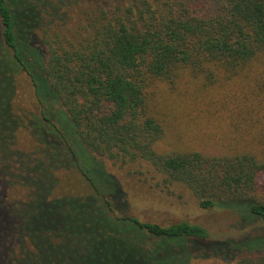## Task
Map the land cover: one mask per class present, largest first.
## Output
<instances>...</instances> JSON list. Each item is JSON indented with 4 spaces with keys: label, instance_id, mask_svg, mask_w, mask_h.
I'll return each instance as SVG.
<instances>
[{
    "label": "trees",
    "instance_id": "1",
    "mask_svg": "<svg viewBox=\"0 0 264 264\" xmlns=\"http://www.w3.org/2000/svg\"><path fill=\"white\" fill-rule=\"evenodd\" d=\"M180 188L264 221V0H0V264H264Z\"/></svg>",
    "mask_w": 264,
    "mask_h": 264
},
{
    "label": "rangeland",
    "instance_id": "2",
    "mask_svg": "<svg viewBox=\"0 0 264 264\" xmlns=\"http://www.w3.org/2000/svg\"><path fill=\"white\" fill-rule=\"evenodd\" d=\"M177 109V118H181V122H183L185 126L193 124L189 122V118L195 114V111L191 107L181 105ZM65 182L68 185L73 184V182L70 181ZM143 193L147 194L146 191ZM177 193L180 194L181 197L172 195L166 198L164 202L161 203L162 205L159 203L160 199L158 197L149 196L158 203L155 209H150V211H153V216L161 221H178L183 218H188L193 221L201 222L210 230L211 239L217 241H228L231 239L241 240L245 237H264V221L256 219L251 223L245 224L240 220V216H238L235 211L222 208H201L192 193L187 189L180 188L177 190ZM261 251H264V246L252 250L254 253ZM243 253L242 255H244ZM242 255H240V257ZM213 261L216 260L196 258L189 264H209Z\"/></svg>",
    "mask_w": 264,
    "mask_h": 264
}]
</instances>
